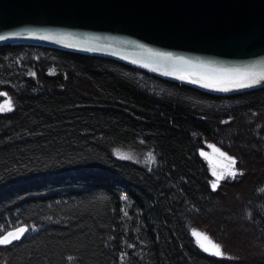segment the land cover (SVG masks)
<instances>
[{
    "label": "trees",
    "instance_id": "trees-1",
    "mask_svg": "<svg viewBox=\"0 0 264 264\" xmlns=\"http://www.w3.org/2000/svg\"><path fill=\"white\" fill-rule=\"evenodd\" d=\"M0 90L14 104L0 113V233L29 229L0 264H264V86L215 94L112 58L3 45ZM208 144L238 168L215 190ZM241 199L250 245L233 240Z\"/></svg>",
    "mask_w": 264,
    "mask_h": 264
},
{
    "label": "water",
    "instance_id": "water-1",
    "mask_svg": "<svg viewBox=\"0 0 264 264\" xmlns=\"http://www.w3.org/2000/svg\"><path fill=\"white\" fill-rule=\"evenodd\" d=\"M0 36V46L112 58L215 94L264 86L210 88L201 79L264 73V0H0Z\"/></svg>",
    "mask_w": 264,
    "mask_h": 264
},
{
    "label": "rangeland",
    "instance_id": "rangeland-1",
    "mask_svg": "<svg viewBox=\"0 0 264 264\" xmlns=\"http://www.w3.org/2000/svg\"><path fill=\"white\" fill-rule=\"evenodd\" d=\"M2 92H5V91L0 90V93H2ZM9 100L11 101V110H12L14 107L12 99H10L9 96L7 98H1L0 97V107L5 108V111H3V112H9V110H7ZM3 112H0V113H3ZM215 149H219L220 152H223L218 146L213 145V144H208L206 146V149L202 151V153H203L202 156L205 159V161L207 162L210 173L212 175V179H213L212 184L214 182H216V176L213 175V169H215V171L217 173H220V172L227 173L229 168L233 167L231 165V162L227 159V157H231V156H229L225 152H223V153H225L226 155L221 156L220 152L215 151ZM114 153L118 159L128 160L130 162L136 163V164L143 166L145 168H148V169L151 168L154 164V162H152L151 158L149 157V153H139V152L131 151L129 149H127V150L117 149V150H115ZM151 154L153 155V153H151ZM123 156H129L131 158L130 159H124V158H122ZM233 170H238L236 163L234 165ZM228 179H233V177L226 175L224 179H222L218 182V185H219V183L226 181ZM237 203H238V206H237L238 210L242 214L238 217L237 223L235 224V226L232 230L233 240L237 238V240H239L242 244L246 243L247 245H250L249 242H251V240H253V238L251 237L253 235V232L249 227H247L248 223H246L245 219H244V213L246 212L245 210H246L247 206H246V204H244L243 199H241V201H238ZM194 231H196V230H194ZM196 232H199V231H196ZM192 233H193V231H192ZM199 233H201L202 237L207 236L206 234H204L202 232H199ZM192 237H193L195 243L199 246V248H201L200 244H204L206 247H210V244L208 243V241H211L212 243H214L209 237H208V241H205L203 239H198L197 237H195L193 235H192ZM252 243H254V245L256 244L255 241H252Z\"/></svg>",
    "mask_w": 264,
    "mask_h": 264
},
{
    "label": "snow or ice",
    "instance_id": "snow-or-ice-1",
    "mask_svg": "<svg viewBox=\"0 0 264 264\" xmlns=\"http://www.w3.org/2000/svg\"><path fill=\"white\" fill-rule=\"evenodd\" d=\"M48 38H54V37H48ZM67 37H62L61 38V42H63L64 39H66ZM4 39L3 36H0V40ZM130 43L132 41H129ZM156 55H160L163 56L165 59L168 60H172L173 57L171 56V54H164V53H157ZM177 62L179 63H183V64H188L190 63V61L185 60L183 57H179L177 58ZM185 77H181V79H184ZM201 79L203 80H207L208 83H206L204 86L205 87H217V85H222V84H229L232 88H246V87H251L255 84L260 83L262 80H264V73H245L242 76L239 77H235V78H222V77H212V76H203L201 77ZM198 81L193 80L192 83H197ZM219 90L221 91H228L229 87H220ZM0 95H6V94H0ZM7 110H11V101H8V106H7ZM5 111L4 107H0V112ZM214 147V146H213ZM215 151L220 152L219 149H215ZM201 155H203V153H201ZM221 156H225L226 154L223 152H220ZM149 157L151 158L152 162H155V156H153L151 153H149ZM122 158L124 159H130L131 157L129 156H123ZM227 159L231 162V165L233 166L232 168H229V170L227 171V173L225 172H220L217 173L215 171V169H213V175L216 176V182H214L212 184V188L215 190L216 187L218 186V182L222 179L225 178V176H231V177H235L238 174V170H233L234 165L236 163L235 159L233 157H227ZM242 174V173H239ZM124 199H127V197L125 196ZM29 229L27 227H20L17 228L15 231H9L7 232V234H2L0 233V245H8L11 244L14 240H19L21 238V236H23V234L25 232H27ZM193 236L197 237L198 239H203L205 241H208V237L207 236H201V233L193 231L192 233ZM208 243L210 244V247H206L204 244H200V247L205 251L208 252L211 255H215V256H222L223 252L222 249L219 245L212 243L211 241H208ZM69 260H72V257L68 258Z\"/></svg>",
    "mask_w": 264,
    "mask_h": 264
}]
</instances>
